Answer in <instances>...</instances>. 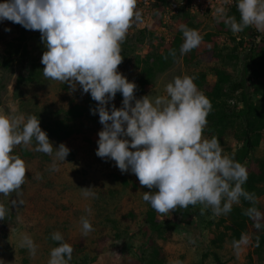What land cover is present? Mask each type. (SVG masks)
I'll return each instance as SVG.
<instances>
[{"label":"clouds","instance_id":"9594fccd","mask_svg":"<svg viewBox=\"0 0 264 264\" xmlns=\"http://www.w3.org/2000/svg\"><path fill=\"white\" fill-rule=\"evenodd\" d=\"M228 0H224L227 3ZM240 21L228 15L224 6L213 13L234 33L250 26L264 31V0H237ZM10 21L26 30L39 31L47 50L41 63L46 79L68 84L75 92L90 94L97 102L91 109L99 115L103 129L98 133L96 156L115 161L122 174L131 172L142 187L143 200L159 214L201 205V214L210 209L214 216L228 215L241 198L255 205L257 197L243 187L247 169L223 153L219 140L204 137L210 100L198 90L194 78L177 76L165 87L166 96L137 99V85L118 72L123 62L121 45L130 28L143 23L137 0H4L0 3V22ZM10 32V28L5 29ZM184 42L180 54L196 49L203 37L195 29L181 26ZM175 57V50L171 53ZM121 93L122 106L109 103ZM15 112V109H13ZM35 141V151L65 162L70 149L63 143L54 148L48 134L35 115L0 114V194L20 195L25 183V162L14 155L18 146L28 147ZM131 149V150H130ZM107 162V161H106ZM52 170H58L55 162ZM85 197L95 198L93 188L81 189ZM13 206L17 201H12ZM19 204H23L20 200ZM91 212V209H88ZM8 210L0 204V221ZM254 228H264V213L255 206L245 213ZM84 235L94 231L87 218H81ZM59 242L50 252L48 264H69L73 247L59 232L51 235ZM250 238L242 233L232 246L239 255ZM21 247L36 255L34 241L24 235ZM259 246V237L256 239Z\"/></svg>","mask_w":264,"mask_h":264},{"label":"rangeland","instance_id":"374dc122","mask_svg":"<svg viewBox=\"0 0 264 264\" xmlns=\"http://www.w3.org/2000/svg\"><path fill=\"white\" fill-rule=\"evenodd\" d=\"M3 2L0 0V3ZM192 17L181 12L167 21L165 27L172 34L170 42L157 35L160 15L159 23L155 20L150 32L127 36L121 45L124 59L118 66V72L129 82H135L139 71L128 66L129 58H142L149 52H161L162 47L171 44L179 32L182 33V45L184 37L181 26L197 30L202 37L214 31L216 18L194 17L193 21ZM6 28L11 31L6 32ZM252 28L258 39L264 37V31H258L254 26ZM20 29L21 25L15 26L10 21L0 22V114H23L25 119L35 115L45 131L47 125L58 121L68 122L65 112L71 104H81L87 110L80 119L69 121L76 130L71 138L57 141L45 131L54 148L63 143L70 149L65 162L54 160V154L48 156L35 151V141L24 147L30 155L22 159L27 173L20 195L12 193L6 197L0 194V204L8 210L5 219L0 221V264H48L51 250L59 244L51 239L54 232L61 233L64 242L70 245H74L80 237L85 238L84 247L72 256L69 264H121L130 260L147 262L151 259L152 249L146 242V229L140 220L149 209L162 222L180 221L173 231L150 234L161 249L164 257L162 264H264V250L256 252L250 237V244L243 246L239 255L233 249L229 234L223 235L220 248L211 247V241L224 233L222 216H214L210 209H206L204 214H201V210L196 214L191 212L182 218L178 215L179 209L166 216L159 214L143 200L144 192L155 189L142 187L131 172L122 174L115 161L96 156L98 133L103 126L99 123V115H92L90 110L97 107V102L92 100L89 106L87 102L91 96L83 94L79 86L72 92L68 84L44 77L45 66L41 59L47 48L32 30L25 34L26 54L16 58L12 71L7 73L1 66V60L10 47L20 44ZM246 48L229 29L218 36L216 44L209 40L194 49L188 66L184 55L179 53L170 67L155 76L144 93H135V96L137 99L166 96L165 87L175 77L189 76L195 80L198 72L205 74L208 83H213V68L222 69L232 81H238L242 77L241 58ZM122 100L123 97L117 93L108 107L114 104L120 108ZM22 147L18 146L13 154L21 153ZM238 147V142L230 136L222 148L223 153L233 158ZM252 157L264 158V134ZM54 162L58 169L55 171L52 170ZM116 177L138 183L139 188L133 190L123 186ZM89 187L93 188L95 198L82 194L81 189ZM13 200L17 201L16 206H13ZM20 200L23 201L22 205L19 204ZM258 201L264 204V193ZM82 217L87 218L94 229L88 235L83 234ZM24 235L30 236L37 246L35 256L30 255L26 247L20 246ZM101 237L108 239L107 247L95 256L93 249ZM213 251L218 253V263L212 256Z\"/></svg>","mask_w":264,"mask_h":264},{"label":"trees","instance_id":"16d2710c","mask_svg":"<svg viewBox=\"0 0 264 264\" xmlns=\"http://www.w3.org/2000/svg\"><path fill=\"white\" fill-rule=\"evenodd\" d=\"M229 15L235 16L237 22L240 21L238 8L232 10ZM154 17L158 24L159 12ZM192 20L195 21V18L192 17ZM14 25L19 26V24ZM213 28V32L203 36L202 42L206 43L210 40L216 44L218 36L221 33L228 32L230 29L223 22L217 23L216 20L214 21ZM27 31L21 26L19 35L20 44L14 48L10 47L2 57L1 66L7 73L12 71L15 59L20 55L26 54L25 34ZM33 32L41 40V33L39 31ZM181 35L182 33L179 32L173 38L171 44H166L162 47L161 52H149L142 58L137 56L129 58L128 66L139 71V75L135 78L134 82L137 85L136 94L144 93L155 76L171 66L174 58L180 53ZM236 35L240 44L244 43L247 47L246 52L241 58V79L232 81L231 77L222 69L213 68L212 72L215 76L213 83H208L205 74L199 72L196 73L194 83L197 85L198 90L212 104V110L207 117L208 125L203 133L204 137L210 139L212 136H215L222 148L225 147V141L230 136L238 142L239 147L233 154V158L247 169L248 179L243 187L246 191L254 193L257 197L255 205L241 198V203L234 205L228 215H222L221 222L224 226V233L211 241V247L214 249L220 248V244L224 240L222 238L224 234H229L228 238L233 242V240H239L241 234L244 233L251 238L254 250L258 252L264 250V228L260 230L255 229L254 222L244 213L252 206H255L260 212L264 213V204L258 201V198L264 193V158L256 159L252 157V154L259 147L262 135L264 134V37L256 41L257 36L252 26ZM173 50L176 53L175 57L171 55ZM192 51L183 56L187 66L190 62ZM250 81V86H248ZM118 94L122 96L121 93ZM87 104L91 106L92 99H89ZM86 110L87 108L81 104H71L65 112L66 121L68 122L58 121L53 123V125H47L44 130L57 141L67 140L76 133V130L69 124V121L73 122L80 119ZM15 155L23 159L24 157H28L30 153L22 147L21 153H16ZM116 178L123 186L130 187L133 190L139 188L138 183H130L124 177ZM201 207V205H196L189 206L186 210L179 209L178 215L182 218L191 212L196 214L201 210ZM179 223V219L162 222L155 217L154 211L150 209L144 212L140 224L146 229L144 236L152 249L151 259L147 262L137 260L123 261L121 264H162L164 257L161 249L150 238V234L156 233L160 235L173 231L178 228ZM257 237H259L258 247L256 246ZM107 241L106 237L98 239L97 246L93 249L95 256L101 254L106 249ZM84 243L85 238L80 237L74 245H71L74 249L72 256L81 251ZM212 256L218 263V253L213 251Z\"/></svg>","mask_w":264,"mask_h":264},{"label":"built area","instance_id":"2783aa9c","mask_svg":"<svg viewBox=\"0 0 264 264\" xmlns=\"http://www.w3.org/2000/svg\"><path fill=\"white\" fill-rule=\"evenodd\" d=\"M218 6H224L228 14L237 9V0H137V8L142 12L143 23L134 25L129 29L127 36L135 33H147L154 28L155 14L160 15L161 24L156 28L157 35L170 42L172 34L165 27L168 20L181 12H185L197 18H216L215 9ZM160 7V10L158 9ZM259 39L256 37V41Z\"/></svg>","mask_w":264,"mask_h":264}]
</instances>
